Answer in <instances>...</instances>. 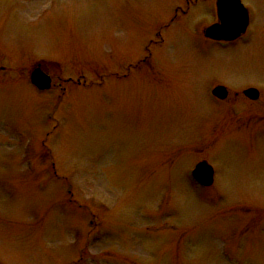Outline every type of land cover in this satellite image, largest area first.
<instances>
[{"label": "rangeland", "instance_id": "rangeland-1", "mask_svg": "<svg viewBox=\"0 0 264 264\" xmlns=\"http://www.w3.org/2000/svg\"><path fill=\"white\" fill-rule=\"evenodd\" d=\"M241 1L219 43L208 1L0 0V264H264V0Z\"/></svg>", "mask_w": 264, "mask_h": 264}, {"label": "water", "instance_id": "water-1", "mask_svg": "<svg viewBox=\"0 0 264 264\" xmlns=\"http://www.w3.org/2000/svg\"><path fill=\"white\" fill-rule=\"evenodd\" d=\"M218 22L207 27L204 34L216 41H234L244 34L249 25V13L241 0H218ZM31 82L41 90H48L52 86V79L40 64L31 71ZM213 95L224 100L229 92L223 85L213 89ZM244 94L252 100L258 99L260 93L255 88H249ZM192 176L200 185L210 187L214 183V168L205 160L199 162Z\"/></svg>", "mask_w": 264, "mask_h": 264}, {"label": "flooded vegetation", "instance_id": "flooded-vegetation-1", "mask_svg": "<svg viewBox=\"0 0 264 264\" xmlns=\"http://www.w3.org/2000/svg\"><path fill=\"white\" fill-rule=\"evenodd\" d=\"M199 1H200V0H197V2H199ZM201 1H208V2H212L213 4H215L216 14L218 13V8H217V2H218V0H201ZM213 4H212L211 7H213ZM176 11H177V12H178V11L186 12V11L180 10V8H176ZM217 22H218V20H217L215 23H217ZM241 38H242V37H241ZM219 43H226V42H219ZM43 69H44V71H45L47 74H49V75L51 76V79H52V88L61 85V84H59V82L57 81V79H55V78L53 77V75L50 74V73L48 72V70L46 69V67H43ZM245 90H246V89H245ZM245 90H244V91H245ZM244 91H243V95H244L247 99H249V100H251V101H257V100L260 99V95H259L258 99H256V100H252V99H250L248 96H246V95L244 94ZM229 94H230V92H229ZM213 97H214V96H213ZM228 97H229V95L227 96L226 99H224V100H222V101L227 100ZM215 98H216V97H215ZM216 99H217V98H216ZM218 100H219V99H218ZM220 101H221V100H220Z\"/></svg>", "mask_w": 264, "mask_h": 264}]
</instances>
